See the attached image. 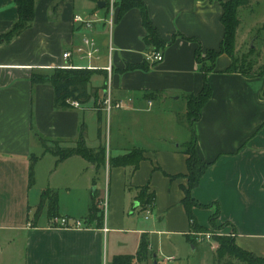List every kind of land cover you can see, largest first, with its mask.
Instances as JSON below:
<instances>
[{
  "label": "crops",
  "instance_id": "crops-1",
  "mask_svg": "<svg viewBox=\"0 0 264 264\" xmlns=\"http://www.w3.org/2000/svg\"><path fill=\"white\" fill-rule=\"evenodd\" d=\"M139 1L146 6L151 23L165 42L160 49L163 60L148 64L147 71L126 70L129 66H144L145 55L152 50L143 41L146 32L139 10L131 9L120 18L116 14L110 29L105 22L103 0H36L31 27L0 45V264H111L117 256L134 255L142 235L148 239L150 231L125 227L130 217L124 216V201L125 197L130 200L129 215H134L139 209L133 210L139 189L144 187L147 194L155 197L151 211L158 224L152 223L153 233L168 240L173 236L184 237L187 243L192 240L181 203L187 171L186 156L180 149L190 139L182 119L187 112L184 98L197 95L203 87L196 50H219L224 36L222 8L220 3L208 0ZM77 15L95 16L97 20L87 29L73 22ZM16 20L12 0H0V35ZM85 39L92 40L97 49L91 60L85 56L90 50L83 45ZM80 48L83 53L78 52ZM64 53L70 54L66 60L62 58ZM108 64L113 71V99L131 96L133 101L129 108L113 112L110 117L116 123V135L114 141L110 139L113 143L107 158L140 150L143 159L137 171L131 174L130 167L112 168L106 161L96 174L94 166L80 157L68 158L56 166L52 155L42 153L35 133L46 140L71 141L78 138L82 125L86 145L95 149L103 144L102 135L98 137L102 113L98 114L100 107L94 108L92 102L77 109L69 105L55 108L53 88L31 84V74L65 66L93 70L96 75L91 85L99 90V106ZM230 64L225 54L216 59L213 71L206 77L211 89L209 101L197 121L186 118L189 131L191 128L196 136L198 157L211 163L191 192L192 198L206 207L192 212L204 227L205 218L209 223L217 205V221L228 226L225 231L233 232L235 245L263 258L264 79L228 74ZM150 93H154V100L144 97ZM180 99L185 102L182 115L169 111L163 119L165 124L155 125V115L163 114L153 110L155 102L165 104L166 100ZM87 123L91 129L96 126L91 141ZM126 127L133 134L125 139L131 149L124 151L117 134ZM32 156L36 157L34 183L29 185ZM99 179L103 193L95 188V180ZM101 194H107L110 213L107 209V216L98 221L100 215L90 218L89 211L93 201L100 210L97 205ZM54 197L56 210L52 211ZM112 198L115 207L110 206ZM52 213L80 221L86 228L50 226ZM129 244H134V251L124 254ZM197 244L196 240L194 246L190 243L194 250ZM149 245L152 256L144 264H157L159 251L154 258ZM210 248L215 254V249ZM176 258L179 257L165 255L163 262Z\"/></svg>",
  "mask_w": 264,
  "mask_h": 264
},
{
  "label": "trees",
  "instance_id": "trees-1",
  "mask_svg": "<svg viewBox=\"0 0 264 264\" xmlns=\"http://www.w3.org/2000/svg\"><path fill=\"white\" fill-rule=\"evenodd\" d=\"M36 0H12L17 13V20L13 23L11 28L4 34L0 35V45L6 44L12 41L14 38L19 36L25 30L31 27L34 21V9ZM202 1V0H199ZM210 2H218L222 8V14L220 17L221 25L224 28L223 40L220 44L219 50L202 52L196 50L195 61L200 66V70L203 77V87L197 95H189L184 99L186 101V117L191 121L195 122L200 118L201 111L207 104L211 97V89L207 82V75L213 71V67L216 59L225 54L231 60V64L226 70L228 74H240L246 78H262L264 79V66H259L254 69V64H241L235 60V40L237 29L240 25L238 11L241 7L248 5L251 0H229L222 2V0H208ZM117 18L123 16L126 12L131 9H137L140 12L142 26L146 32V36L143 41L147 47L158 52L163 49L165 42L159 35L157 29L151 23L146 6L139 0H121L117 2ZM205 54V59L201 58V55ZM249 54L252 56L254 50L251 49ZM209 61L210 65L207 67L204 62ZM144 66H129L126 70H143L147 71L150 66L148 62H144ZM69 67V66H68ZM96 75V72L88 69H77V68H55L48 73L36 74L32 73L30 77L31 84H48L53 88L54 92V106L55 108H67V101L78 102L79 105H87L92 102L94 108L98 106V95L99 91L97 88L92 87L91 80ZM106 77V74H105ZM146 99L154 100V93H150L144 96ZM264 97V89L262 92ZM100 115V110H98ZM100 131V130H99ZM99 132L98 137L101 138ZM35 136L39 140L42 153L50 154L55 158V165L71 157H80L85 160L88 164L94 166L96 174L99 170L104 167L106 161L109 167H122L131 168V174L137 171L140 161L142 158V152L140 150H132L127 154L116 157L107 158L106 146L100 144L97 148H89L85 143V128L81 125L78 138L71 141L61 140H46L39 137L37 133ZM45 143H57L65 144L67 148L48 150ZM180 152L186 156V174L185 178L187 181L186 187L183 188L184 197L182 199V206L185 210L190 233H200L206 230L205 227L200 226L195 216L193 215V209H205L206 206L196 202L192 196V190L197 187L199 181L205 171L211 166V163L201 160L196 152V136L193 130L190 128V139L185 144L181 145ZM36 161V157H31V165L29 169V185L34 183L33 176V165ZM171 179L175 177H170ZM49 194V192H48ZM154 194H147V187L139 189L138 199L136 203L140 211H149L154 206ZM94 197H92V201ZM50 208L52 211L56 210V199L55 197L51 200ZM134 210V208H133ZM99 214V211L95 207V202L91 203L89 217ZM57 215L52 213L51 217ZM219 217V209L216 205L215 212L211 215L209 224H213ZM98 221H101V216ZM218 246L215 251V257L219 261L227 257L232 261H237L243 264H264V257L259 258L252 253L246 252L235 245L233 240L218 238L215 239ZM190 243L194 246V240H190ZM151 250L147 237L142 235L140 244L137 252L134 255H122L113 258L111 264H144L151 258Z\"/></svg>",
  "mask_w": 264,
  "mask_h": 264
},
{
  "label": "rangeland",
  "instance_id": "rangeland-1",
  "mask_svg": "<svg viewBox=\"0 0 264 264\" xmlns=\"http://www.w3.org/2000/svg\"><path fill=\"white\" fill-rule=\"evenodd\" d=\"M76 1L78 3L87 2V0H76ZM238 17H239L240 25L236 33L235 55H234L235 60H237V62L241 64L243 63L254 64L253 67L254 69H257L259 66H264V0H251L248 3V5L241 7L239 9ZM251 49L254 50V54L252 56L249 54ZM201 58L205 59V54H202ZM204 64L208 67L210 65V62L205 61ZM123 100H129L127 103L128 108L130 107L133 101L131 96H128ZM184 106H185V102L182 99L175 102L171 100H166L165 104H162V102L157 100L155 102L153 110L157 109V112H159L160 110V112H163V114L157 113L155 115L154 124L155 125L165 124V121L163 119L164 116L169 111H173L176 113V115L181 116L182 111L185 109ZM113 112L116 111H112L109 117L106 115V113L102 111L100 112V114L102 113L101 115L102 120L98 127L101 129L102 141L106 146L107 150L109 149L110 144L113 143L114 136L116 135L114 131L116 129L115 128L116 123H113L112 120L110 119ZM186 118L187 117L182 118L184 119L186 124L185 135L190 136V131L187 122V120L188 121L190 120L188 118L186 120ZM87 124L90 131L88 138L91 141L95 137L94 135H95L96 126H94L91 129L90 123ZM166 126H168L167 123ZM181 131L182 129H179L180 136L182 135ZM132 134H133V130H130L127 127L126 129L125 128L122 129L121 134H117L118 141L120 144H122V149H124V151L131 149L130 146H128L127 141L125 139H127L128 136H132ZM110 139H113V141ZM45 146L48 150L67 148V145L63 143L61 144L45 143ZM95 182H96L95 188H98V190H100L101 193H103L104 190L102 186V181L99 179L98 182L97 180H95ZM130 203H131L130 200L127 201V197H125L124 216L125 218L130 217L129 222L127 223V225H125V227L127 229H135V228L143 229L146 231V233L150 231V234H148L149 244L151 243L155 255H156V251L160 252V253L158 252L157 264H243L237 261H232L227 257L220 259L218 261L215 257V254H212L210 246L213 247L215 251L218 246V243L215 241V239L227 238L233 240V232L231 230H227V231L224 230L227 229L228 227L227 225L221 224L218 221H215L213 224H209L207 218H205L204 227H206V230L200 233L191 234L192 240H196V241L199 240L198 241L199 244H197V248L196 250H194L190 245V243H187L185 241L184 237L173 236L170 240H168L167 237L165 236H161V235L156 236L153 233L155 229L152 227V223L158 224L157 218L154 217L155 213H153L152 211L150 212L147 211L150 210V208H147L146 211H140V209H137L135 211V214L130 216L129 213L131 212V206H132ZM108 206H109V202L107 200V194H105L104 196L101 194L99 203L97 205V207L100 208L99 210L100 216L103 217L107 216ZM110 206L115 207V201L113 198L110 202ZM113 210L114 209H112V211ZM108 211L110 213L109 209ZM158 229H164V228H158ZM133 248H134V244H129L123 253L131 254L134 251ZM177 251H179L180 254L176 253ZM165 255L166 256L173 255L175 257L177 255L179 258H176V260L174 261L164 263L163 261L165 259Z\"/></svg>",
  "mask_w": 264,
  "mask_h": 264
},
{
  "label": "built area",
  "instance_id": "built-area-1",
  "mask_svg": "<svg viewBox=\"0 0 264 264\" xmlns=\"http://www.w3.org/2000/svg\"><path fill=\"white\" fill-rule=\"evenodd\" d=\"M105 4L106 9V17L105 22L108 25V27L111 29L115 22L116 14H117V1L116 0H103ZM95 16L92 18H83L82 16H74L73 22L76 24H79L81 26H84L87 29H90L92 24L96 22ZM83 45L87 48H90L88 52H86L85 56L88 60H91L94 56V54L97 52V49L94 46V42L92 40H83ZM79 53H83V49H78ZM70 57L69 53H64L62 55V58L64 60L68 59ZM163 60V56L160 51L156 52L154 50L149 51L145 55V61L149 64H157L160 63ZM72 68L65 66V68ZM105 88H104V97L102 98V101L99 103L100 110L109 117L112 111H120V110H126L128 108V101L129 100H123L113 99L112 96V67L110 64H108L105 69ZM69 106L73 108H79L80 105L78 102L75 101H67L66 102ZM148 106H151V101H148ZM264 187V184H263ZM149 211V210H147ZM150 212V211H149ZM150 214V213H149ZM49 225L57 228H64V229H74V230H81L85 229L86 227L84 224L77 220H70L65 217H51L49 219ZM105 230V229H104ZM106 231V230H105ZM199 241V240H197Z\"/></svg>",
  "mask_w": 264,
  "mask_h": 264
},
{
  "label": "water",
  "instance_id": "water-1",
  "mask_svg": "<svg viewBox=\"0 0 264 264\" xmlns=\"http://www.w3.org/2000/svg\"><path fill=\"white\" fill-rule=\"evenodd\" d=\"M101 5L104 6V4H99V7H101ZM137 207H138V204L135 203L133 208L135 209V208H137ZM153 257L155 258V254L153 255Z\"/></svg>",
  "mask_w": 264,
  "mask_h": 264
}]
</instances>
